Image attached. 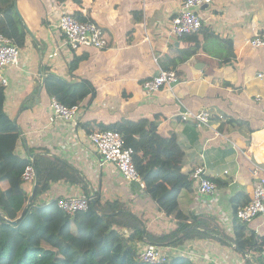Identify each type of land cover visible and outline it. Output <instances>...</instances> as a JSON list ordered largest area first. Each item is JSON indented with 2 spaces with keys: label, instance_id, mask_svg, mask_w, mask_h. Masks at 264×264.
<instances>
[{
  "label": "crops",
  "instance_id": "0c3cea01",
  "mask_svg": "<svg viewBox=\"0 0 264 264\" xmlns=\"http://www.w3.org/2000/svg\"><path fill=\"white\" fill-rule=\"evenodd\" d=\"M17 1L18 8H24L26 27L28 21L34 23L29 28L28 53L21 59H27L26 66L6 68V108L21 130L17 153L28 158L31 151L47 150L68 162L87 178L90 190L101 189L104 198L121 201L160 236L176 229L175 223L166 220L139 184L125 182L114 165L102 166L88 134L96 125L147 120L163 137H177L183 149V173L205 165L207 177L219 185L211 196L200 195L193 185L179 198L185 213L209 218L212 236L164 248L172 257H186L195 264H264V246L260 253L246 257L232 244V198L244 194L248 204L253 192V166L243 151L255 135H264V47L249 44L256 37L264 39V0H217L215 5L202 7L199 14L213 36L201 35L198 42L171 34V19L180 12L183 0H67L61 6L55 0ZM61 12L96 24L107 47L72 50L59 28ZM138 15L142 20H137ZM222 40H231L234 46L235 58L229 65H221L227 53ZM172 47L193 54L173 70L180 76L175 95L166 90L147 95L143 83L159 75L158 60ZM54 53L57 55L51 58ZM75 55L87 58L72 77ZM44 69L68 82L88 80L96 88L93 103L80 105L77 121L49 123L52 99L44 93ZM182 105L192 112L212 113V127L182 122ZM227 117L248 122L250 129L248 125L223 124ZM222 125L226 126L221 132ZM27 190L32 193L33 187ZM81 195H85L81 187L53 185L43 204ZM247 226L264 240V216Z\"/></svg>",
  "mask_w": 264,
  "mask_h": 264
},
{
  "label": "trees",
  "instance_id": "16d2710c",
  "mask_svg": "<svg viewBox=\"0 0 264 264\" xmlns=\"http://www.w3.org/2000/svg\"><path fill=\"white\" fill-rule=\"evenodd\" d=\"M55 1L61 6L67 0ZM138 16L137 20H142L141 15ZM74 17L80 22H89L79 15ZM204 22L203 18V27L199 32L181 39L198 42L201 35L213 36ZM0 36L12 40L20 50L26 48L29 32L15 11L14 0H0ZM221 42L225 43L227 49L225 56L220 55L221 65H229L235 58L233 43L231 40ZM192 56L190 51L172 47L158 63L162 70L170 72L177 70ZM86 58L75 55L70 68L72 77L76 76L75 72ZM43 75L44 93L68 108L80 105L89 107L96 97V88L88 80L68 82L46 69ZM225 84L234 88L231 84ZM6 103V88L0 84V264H143L138 260L139 246L142 244L176 248L196 237L212 236L207 225L209 218L187 214L181 208L180 195L184 190H191L193 184L188 179L189 174L182 171L180 158L183 149L176 136L163 137L156 126L147 120L126 119L96 125L95 130H88L90 136L117 132L124 138L125 147L134 150V165L145 186L146 195L158 211L177 226L173 231L158 236L148 228V221L143 216L131 211L119 200L104 198L101 189L90 190L87 178L80 171L68 162L51 156L49 151L40 150L35 154L31 151L33 160L31 157H21L17 153L21 130L8 113ZM227 123L249 126L248 122L229 117L226 122L223 121V124ZM226 125H222L221 132ZM31 164L38 174L36 195L24 217L14 226L11 222L21 217L31 194L22 180L26 168ZM58 184L81 187L91 199L89 210L70 217L58 209L62 222H57L53 214L56 203L43 204L39 198ZM247 202L244 194L232 198V244L239 252L260 253L264 240L261 241L247 224L237 218L238 211ZM220 242L226 244L225 240ZM165 264L195 263L186 257L171 256Z\"/></svg>",
  "mask_w": 264,
  "mask_h": 264
},
{
  "label": "built area",
  "instance_id": "2783aa9c",
  "mask_svg": "<svg viewBox=\"0 0 264 264\" xmlns=\"http://www.w3.org/2000/svg\"><path fill=\"white\" fill-rule=\"evenodd\" d=\"M214 0H183L181 12L170 22L171 34L181 39L188 34L197 33L203 27V18L199 11L203 6H210ZM59 28L72 50L81 48H106L107 41L103 31L92 22H80L74 16L61 12ZM256 49L264 47L262 36L249 42ZM21 50L13 41L5 36H0V84L7 88L9 80L4 74L8 67H18L20 64ZM54 53L51 58L55 57ZM157 62V57H156ZM262 78L263 75L258 76ZM180 76L175 71H159V75L143 83V89L147 95H154L162 90L170 91L175 95V87L179 85ZM179 100V99H178ZM180 119L182 122L194 121L200 126L211 128L213 114L203 110L192 112L182 105ZM82 108L76 106L68 108L53 98L49 106L48 121L55 124L58 121L74 122L78 120ZM220 118H223L220 116ZM90 144L98 154L102 166L114 165L125 182L139 184L145 188L141 177L134 165V150L125 147V140L117 132L96 133L89 136ZM248 161L253 166V192L250 203L245 205L237 213L238 220L248 224L258 217L264 216V135H255L251 145L243 151ZM189 181L202 196H211L219 190V185L208 179L206 166L195 168L189 174ZM23 183L26 187H33L35 182V167L33 164L26 168L23 175ZM90 198L86 195L56 200L57 208L65 215L74 217L77 213L87 212L90 208ZM171 255L168 249L156 245H146L138 253V260L143 264H165L169 262Z\"/></svg>",
  "mask_w": 264,
  "mask_h": 264
},
{
  "label": "water",
  "instance_id": "95a60500",
  "mask_svg": "<svg viewBox=\"0 0 264 264\" xmlns=\"http://www.w3.org/2000/svg\"><path fill=\"white\" fill-rule=\"evenodd\" d=\"M204 7H205V6H203V8H204ZM15 11H16V13L18 14L20 20L25 24L24 19H23V17H22L21 14H20V11H19V8H18V1H17V0H15ZM25 26H26V25H25ZM27 31H28L29 34L31 35L30 30L27 29ZM41 91H42V88L40 89V92H41ZM14 123L16 124V121H14ZM29 154H30V152H29ZM29 157H31V160H33L34 155H31V154H30ZM37 186H38V174H37V171L35 170V182H34V185H33L32 193L30 194V197H29V199H28L27 205H26L25 209L23 210V212H22V214H21V217H20L18 220H16V221H12V222H11L12 225H14V226L17 225V224H18V221H19L20 219H22V218L24 217V215L26 214L27 209H28L29 206L31 205V203H32V201H33V199H34V197H35V195H36ZM91 198L94 200V195H92ZM93 203L95 204L94 201H93ZM92 209H93V211L95 212V206H94V205H93V208H92ZM236 249H237V251H239L238 248H236ZM240 253H242V254L245 255L246 257L248 256L247 253H243V252H240Z\"/></svg>",
  "mask_w": 264,
  "mask_h": 264
},
{
  "label": "rangeland",
  "instance_id": "374dc122",
  "mask_svg": "<svg viewBox=\"0 0 264 264\" xmlns=\"http://www.w3.org/2000/svg\"><path fill=\"white\" fill-rule=\"evenodd\" d=\"M216 1L217 0H214V3H213V5H215V3H216ZM35 4H37V0H35ZM210 6H212V5H210ZM20 10V9H19ZM21 10H22V12H21ZM21 10H20V14L22 15V17H23V19L25 18V16H24V8H23V6H21ZM25 21V20H24ZM26 23V22H25ZM26 25V24H25ZM28 26V28L27 29H29V28H34V23H31V21H28V24H27ZM29 30H31V29H29ZM27 47V46H26ZM27 53H28V49L27 48H25V49H23V50H21V53H20V65H19V67H21V68H23V67H25L26 66V61H27V59H25V62H22L21 61V59H22V55L23 56H26L27 55ZM7 69H5V71H4V74L5 75H7ZM33 186V185H32ZM44 196H45V194L44 195H42L40 198H39V202L40 203H44V200H43V198H44ZM50 204H52V203H50ZM53 214L55 215V217H56V220H57V222H59V223H61L62 222V218H61V215H60V213H59V211H58V208H57V206L56 205H54L53 206ZM166 219V218H165ZM169 223H171V221L170 220H168V219H166ZM73 229L74 230H76V227L74 226L73 227ZM142 249V248H141Z\"/></svg>",
  "mask_w": 264,
  "mask_h": 264
}]
</instances>
